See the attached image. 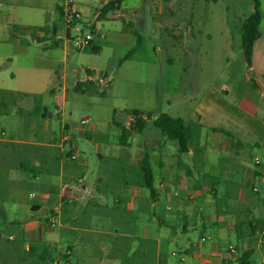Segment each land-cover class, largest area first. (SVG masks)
Returning a JSON list of instances; mask_svg holds the SVG:
<instances>
[{"label": "rangeland", "instance_id": "1", "mask_svg": "<svg viewBox=\"0 0 264 264\" xmlns=\"http://www.w3.org/2000/svg\"><path fill=\"white\" fill-rule=\"evenodd\" d=\"M109 1L75 0L82 21L75 24L79 32L74 30L64 38L68 43V54H65L64 49L57 48L46 53L44 45L36 43L40 27L55 21V12L49 9L51 0L42 1L38 8L9 5L0 0V89L18 95H43L44 104L50 108L59 99L50 98L49 90L60 88L61 95L67 91L63 119L74 130L81 126L83 119H90L87 129L96 126L111 137V132L117 131L112 120L126 122L135 109L155 110L158 114L163 112L189 121L196 120L203 107L208 124L225 126L229 115L239 111L242 102L238 91L245 89V77H249L242 51V25L254 11L253 0H125L119 10L110 12L100 21L99 15ZM195 13L199 14L197 22ZM56 22L61 32H67L63 18L59 17ZM88 34L93 36V41L82 46ZM18 41L21 46L17 45ZM24 47L26 55L15 57ZM132 50V58L119 64ZM7 56H11V62H7ZM88 70H94L102 80L94 96L75 91L78 81L88 79ZM83 104L87 107L83 108ZM33 109V99L20 96L10 114L0 116V157H4L7 165L10 161L8 171L0 173V191L12 194L16 190L27 195L20 203L6 201L0 205V264H135L132 259L138 255L137 247L118 251L109 245L110 240L116 242L118 238L115 233L120 229L118 226L111 227L112 236L96 235L101 241L99 245L93 242L90 257L78 241L72 242V235L63 239L65 236L55 231L60 230L61 219L56 225H48L50 217H58L56 211L46 217H42L41 212L38 215L42 217L39 222L43 220L42 225L53 234L51 240L44 243L50 249V256L42 261V249L33 257L29 255L28 240L33 237L25 229L39 217L32 216L30 211L29 194L33 189L26 182L24 165L18 166L22 157L17 142L40 136L45 121L32 116ZM241 118L247 123H261L264 113L260 112L256 118L242 114ZM257 136L263 148H252L246 163H255L259 158L264 165V137ZM150 140L149 135L144 137V142ZM75 144L76 150L88 158L91 174L102 166L95 145L88 139L77 135ZM227 156L221 157L226 159ZM15 167H19V171H15ZM241 168L229 172L225 179L246 182ZM255 186L264 198V179H258L253 189ZM162 204L166 205V201ZM197 206L204 212L203 204ZM171 214L185 217L179 204H172ZM176 220L172 221L174 225L179 221ZM183 236L163 247L169 264H190V258L185 257L186 262H181L183 255L175 258L172 253L179 252L184 239L192 238L196 242L198 231ZM117 242L118 246L122 245L121 241ZM254 258L260 262L258 255Z\"/></svg>", "mask_w": 264, "mask_h": 264}, {"label": "crops", "instance_id": "2", "mask_svg": "<svg viewBox=\"0 0 264 264\" xmlns=\"http://www.w3.org/2000/svg\"><path fill=\"white\" fill-rule=\"evenodd\" d=\"M1 1L9 5L24 4L38 8L45 0ZM51 1L49 9L54 10L55 21L41 26L36 40L37 44L44 45L46 53L54 52L55 48L49 45L53 41L59 42L56 36L61 32L60 28L56 34L46 31L47 27L55 24L58 26L56 21L61 18V3L59 0ZM261 9L262 36L254 45L252 67L248 70L249 77H245L246 87L238 91L242 102L239 111L229 115L223 127L208 124L203 107L196 120L191 118L187 121L199 122L203 126L199 152L192 149L189 153L180 154L175 142L168 141L151 126H148L144 134H134L130 147L120 145V129L117 124L128 129L133 121V110L126 122L112 120L111 123L117 128V131L111 132L112 137L101 133L96 126L93 129L80 126L74 130L63 119L66 114L64 101L67 91L61 95L60 88L50 89L48 96L59 99L60 106L58 102L56 107L53 105L50 108L48 105V118L42 123L39 137L17 142L22 157L18 166L24 165L26 182L33 189L29 194L32 216L37 217L41 212L44 215L42 217H46L56 211V216L62 221L59 224L60 230L55 231L63 234V239H67L66 235H72V242L78 241L79 246L88 250L90 257L93 242L99 245V236H112L114 231L111 227L116 225L120 228L115 232L118 238L116 242L110 240L109 245L112 250L118 251H130L137 247L138 255L132 259L135 264H169L163 247L175 241L176 237H185L196 230L198 240L184 239L178 252V255H183L181 257L190 258V264H236V258L247 251H254L252 264H264V198L260 192L255 193L253 190L258 179H264V165L257 167L255 163H246L252 148H263L257 134L264 137V119L261 123H247L241 118L242 114L256 118L260 112L264 113V0H261ZM195 17L197 22L199 14L195 13ZM17 45L21 46L20 41ZM25 49L15 57L26 55ZM57 49H64V53L68 54L66 40ZM10 57H6L9 58L7 62L12 61ZM88 71L91 72L87 73L88 79L78 82L93 81L101 84L102 80L95 71ZM59 86L62 87L61 84ZM96 94L92 90L83 93L85 96ZM86 107L83 104V108ZM139 111L144 115L152 113L153 119L159 115L155 110ZM215 129H225L232 137ZM77 135L95 145L102 166L92 174L89 172L88 158L76 150ZM148 135L151 140L144 142V137ZM65 136H69V141L64 139ZM146 151L151 155L155 197H151L150 191L141 186L137 169ZM223 154H228L226 159L221 157ZM71 155H76L77 160L73 161ZM214 157L218 160H214ZM8 165L4 157H0V173L8 171ZM240 166L246 182L225 179L232 170H240ZM19 167L14 170L19 171ZM4 194L0 191V205L6 201L20 203L27 197L24 192L16 190L12 194ZM32 194L37 197L33 198ZM164 200L166 205L162 204ZM192 203L196 208L191 206ZM172 204H179L184 209L185 217H181V214L173 216ZM199 204H203L204 212L197 206ZM42 217L36 218L26 227V232L33 237V240L28 241L46 243L51 240L53 234L50 235L49 229L42 225L43 220L39 222ZM176 219L179 221L174 225L172 221ZM244 223L258 225L260 232L256 236H249L250 229L248 226L244 228ZM237 228L241 240H238ZM118 240L122 242L121 246H118ZM107 244L105 241L106 251ZM232 248L236 250L234 256L230 252ZM257 255L260 262L255 261Z\"/></svg>", "mask_w": 264, "mask_h": 264}, {"label": "trees", "instance_id": "3", "mask_svg": "<svg viewBox=\"0 0 264 264\" xmlns=\"http://www.w3.org/2000/svg\"><path fill=\"white\" fill-rule=\"evenodd\" d=\"M125 0H110L102 9L99 20H105L107 15L110 12H114L120 9L121 5ZM198 1H206V2H217L218 0H195ZM254 11L250 15V17L243 23L242 25V51L244 57L246 59V63L248 67H252V58L254 45L257 40H259L262 36L260 26L262 23L263 15L261 10V0H253ZM61 9V7L59 8ZM61 18H63V9L60 11ZM59 30V27L55 24L52 27H47L46 31L48 33L52 32L56 34ZM42 43V41H38ZM51 48H57L59 46L58 42H51L49 45ZM133 56V50L127 54L122 60H119V64H123L126 61L130 60ZM91 73L90 71H88ZM100 84L93 81H85L78 82L75 91L78 93H85L88 90H92L97 92L98 86ZM52 93V91H50ZM20 96H24L27 98H32L34 101V109L32 111V116L39 119L41 122L46 121L49 114V106L44 104V96L43 95H31V94H16L14 92H9L0 89V116H7L10 114V109L12 106H15L17 103V99ZM131 116L133 121L130 124V127L127 129L122 125L117 124L120 129L119 135V144L124 147H130L132 145L131 137L134 134H144L148 126L156 129L161 133V135L167 139L168 141L175 142L179 146L180 154L189 153L192 149L195 152H199L200 150V142L203 134V126L199 122H187L181 118H174L169 114L162 113L157 116V118L153 119V114L148 113L144 115L139 110H133L131 112ZM146 116V117H144ZM217 132L226 134L229 137H232V134L225 129H215ZM72 156V155H71ZM150 153L146 151L144 154V158L138 164L139 171V179L141 181V186L145 189L149 190L151 193V197H155L156 189L154 185V174L152 165L150 162ZM38 211V210H37ZM244 228L248 226L250 229L249 236H256L257 232H260L258 229L259 226H253L244 223L242 225ZM259 230V231H258ZM237 237L238 240H241V236H239V229L237 228ZM29 248L27 251L29 255L33 257L36 253L42 249L41 260L44 261L46 258L50 256V249L44 242L40 241H29ZM264 249V245H263ZM254 256V251H247L242 253L238 258H236V264H252V258ZM163 264V262H162Z\"/></svg>", "mask_w": 264, "mask_h": 264}, {"label": "built area", "instance_id": "4", "mask_svg": "<svg viewBox=\"0 0 264 264\" xmlns=\"http://www.w3.org/2000/svg\"><path fill=\"white\" fill-rule=\"evenodd\" d=\"M63 9V19L65 21V24L67 26V32H61L56 36V40L57 41H61L64 38H67L71 32H73L74 30H77L78 32L80 31L79 29H77V26H75L76 23H79L82 21V14L81 12L78 10V8L76 7V2L75 0H66L64 3H61L60 5ZM93 41V36L92 35H86L83 39L82 42V46L85 45H90L91 42ZM90 119H83L81 121V126L82 127H87L90 124ZM64 139L66 141H69V136H65ZM71 159L73 161L77 160V156L76 155H72ZM255 165H261V161L259 158L255 159ZM254 192H259V190L257 189V187H254ZM33 198H36L37 195L36 194H32ZM59 223V219L58 217H50V220H48V225H56ZM264 241V238H263ZM231 254L234 256L236 254V250L234 248L230 249ZM172 256L177 258L179 257L177 252H173ZM181 262H185V257H181Z\"/></svg>", "mask_w": 264, "mask_h": 264}]
</instances>
